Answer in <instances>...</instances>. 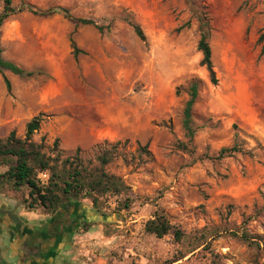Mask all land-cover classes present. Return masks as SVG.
<instances>
[{
  "label": "rangeland",
  "instance_id": "rangeland-1",
  "mask_svg": "<svg viewBox=\"0 0 264 264\" xmlns=\"http://www.w3.org/2000/svg\"><path fill=\"white\" fill-rule=\"evenodd\" d=\"M13 5L65 8L75 18L109 27L103 34L92 26L75 29L63 14L41 17L25 10L1 29L3 58L37 75L5 72L8 91L0 74V139L13 130L24 138L26 124L41 116L33 140L43 142L46 152L58 140L64 157L80 149L95 166L101 149L119 143L121 157L107 171L132 190L133 204L121 213L114 212L115 198L101 201L99 213L89 200L74 210L91 227L85 232L77 225L61 264H264V0H13ZM203 20L210 24L216 83L197 49ZM71 40L82 51L77 57ZM194 79L202 87L188 154L176 142L187 141L183 110ZM236 144L248 154L216 159L221 149ZM139 145L148 146L153 162L132 157ZM24 193L0 188L21 204ZM155 213L164 214L184 237L147 234L146 222ZM70 220L55 221L59 227ZM243 233L253 245L244 243Z\"/></svg>",
  "mask_w": 264,
  "mask_h": 264
},
{
  "label": "trees",
  "instance_id": "trees-1",
  "mask_svg": "<svg viewBox=\"0 0 264 264\" xmlns=\"http://www.w3.org/2000/svg\"><path fill=\"white\" fill-rule=\"evenodd\" d=\"M1 1L3 9L0 13V74L3 76L8 91L11 90V82L4 74L5 72L21 78H33L37 75L36 72L25 70L13 62L5 60L2 56L1 29L4 23L12 16L25 10L41 17L63 14L68 21L74 24L75 29L80 26H92L101 34L109 30V27L101 26L92 19L75 18L65 8L38 10L29 6L16 9L13 5V0ZM130 26L136 36L141 41H145L146 38L140 26L133 23ZM201 29L202 32L197 49L202 54V65L209 72L212 82L216 83L217 80L212 63V50L209 44L210 24L208 20L201 22ZM71 46L74 57L82 53L73 40H71ZM261 55H264V45L262 46ZM201 87L202 83L196 79L191 80L188 84V100L184 106L182 120V127L187 141L178 140L176 142V148L188 154L193 153L191 147L196 134L193 108L197 103ZM41 122V116L32 118L25 126L24 138H19L16 131L13 130L6 139H0V188L8 189L13 193H20L25 190L21 201L30 212L44 209L58 218L63 217L65 221L73 218L72 226L66 230L67 233H74L79 223L82 224L85 232L89 231L91 221L85 220V216L81 214L74 213L75 209L82 207V202L85 200H89L92 203L95 213L101 212V201H108L111 198L116 199L115 213H121L131 208L133 204L131 188L122 177L107 171V166L121 157L116 147L119 143L108 144V148L101 149L96 156L97 164L94 166L92 162H85L80 155V149H77L75 155L64 157L59 150L58 140L54 142V147L49 152H46L43 142L36 143L33 140V136L40 129ZM238 154L246 155L248 152L236 144L231 148L221 149L216 159L223 160ZM136 155H132V157H138L139 161H143L145 157L147 162L154 161L153 154L149 151L147 145H139ZM40 173L48 175L45 184L39 179ZM145 232L156 236L158 239H162L171 233L176 241H180L184 237L181 230L171 226L164 214L157 213L146 222ZM241 239L248 245H253L254 243L246 233L242 234Z\"/></svg>",
  "mask_w": 264,
  "mask_h": 264
},
{
  "label": "crops",
  "instance_id": "crops-1",
  "mask_svg": "<svg viewBox=\"0 0 264 264\" xmlns=\"http://www.w3.org/2000/svg\"><path fill=\"white\" fill-rule=\"evenodd\" d=\"M48 219L40 210L30 212L18 199L0 194V264H28L24 246L29 238H33L36 229L44 228L52 221ZM71 237L72 233H65L58 236L55 242H48L51 245L60 243L55 254L57 264H61L63 248L72 242Z\"/></svg>",
  "mask_w": 264,
  "mask_h": 264
},
{
  "label": "flooded vegetation",
  "instance_id": "flooded-vegetation-1",
  "mask_svg": "<svg viewBox=\"0 0 264 264\" xmlns=\"http://www.w3.org/2000/svg\"><path fill=\"white\" fill-rule=\"evenodd\" d=\"M54 220L49 222L44 228L36 229L33 238H29L24 246L25 253H27L28 264H57L56 251L60 248V243L52 244L56 238L63 235L67 229L71 228L73 218L67 224L60 225L55 221L58 217L54 215ZM60 218V217H59ZM55 222V223H53ZM46 248L49 250H46Z\"/></svg>",
  "mask_w": 264,
  "mask_h": 264
},
{
  "label": "built area",
  "instance_id": "built-area-1",
  "mask_svg": "<svg viewBox=\"0 0 264 264\" xmlns=\"http://www.w3.org/2000/svg\"><path fill=\"white\" fill-rule=\"evenodd\" d=\"M39 179L43 184H45L47 182L48 175L46 173H40Z\"/></svg>",
  "mask_w": 264,
  "mask_h": 264
}]
</instances>
